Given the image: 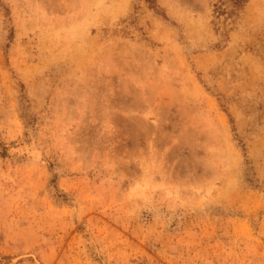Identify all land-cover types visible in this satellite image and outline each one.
<instances>
[{
  "label": "rangeland",
  "instance_id": "374dc122",
  "mask_svg": "<svg viewBox=\"0 0 264 264\" xmlns=\"http://www.w3.org/2000/svg\"><path fill=\"white\" fill-rule=\"evenodd\" d=\"M0 264H264V0H0Z\"/></svg>",
  "mask_w": 264,
  "mask_h": 264
},
{
  "label": "trees",
  "instance_id": "16d2710c",
  "mask_svg": "<svg viewBox=\"0 0 264 264\" xmlns=\"http://www.w3.org/2000/svg\"><path fill=\"white\" fill-rule=\"evenodd\" d=\"M231 2H232V5L234 7H239V6H241L243 4V2H245V0H231ZM218 9H220V10H217V11H219V13H222L224 11V10H221L220 7H218Z\"/></svg>",
  "mask_w": 264,
  "mask_h": 264
}]
</instances>
